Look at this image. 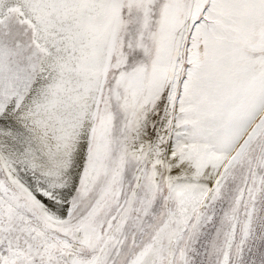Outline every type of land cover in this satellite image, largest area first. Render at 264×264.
Wrapping results in <instances>:
<instances>
[{
    "label": "snow or ice",
    "instance_id": "6c2138e0",
    "mask_svg": "<svg viewBox=\"0 0 264 264\" xmlns=\"http://www.w3.org/2000/svg\"><path fill=\"white\" fill-rule=\"evenodd\" d=\"M0 264H264V0H0Z\"/></svg>",
    "mask_w": 264,
    "mask_h": 264
}]
</instances>
